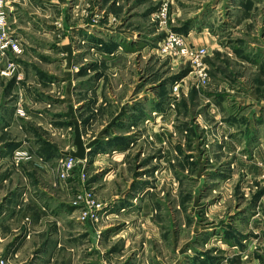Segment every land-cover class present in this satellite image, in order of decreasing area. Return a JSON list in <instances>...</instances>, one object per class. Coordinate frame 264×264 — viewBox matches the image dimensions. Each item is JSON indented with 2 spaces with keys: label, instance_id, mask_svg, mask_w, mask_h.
Listing matches in <instances>:
<instances>
[{
  "label": "rangeland",
  "instance_id": "obj_1",
  "mask_svg": "<svg viewBox=\"0 0 264 264\" xmlns=\"http://www.w3.org/2000/svg\"><path fill=\"white\" fill-rule=\"evenodd\" d=\"M44 250L264 264V0H0V264Z\"/></svg>",
  "mask_w": 264,
  "mask_h": 264
},
{
  "label": "built area",
  "instance_id": "obj_2",
  "mask_svg": "<svg viewBox=\"0 0 264 264\" xmlns=\"http://www.w3.org/2000/svg\"><path fill=\"white\" fill-rule=\"evenodd\" d=\"M168 47L169 48H176L180 50V53H178V56H181L187 60H189L190 64H192V67L194 70L197 71V75L199 76V82H201V84H207V80H208V76L205 72V67L203 64V60H202V54L199 51L193 52V51H189L187 49V47L183 44L182 42V38L179 36H174L172 35L169 39H168ZM62 166H63V170H64V175H63V179H67L66 177H68L74 168V163L75 161L70 159V160H63ZM87 218V214L83 216V220H85Z\"/></svg>",
  "mask_w": 264,
  "mask_h": 264
},
{
  "label": "crops",
  "instance_id": "obj_3",
  "mask_svg": "<svg viewBox=\"0 0 264 264\" xmlns=\"http://www.w3.org/2000/svg\"><path fill=\"white\" fill-rule=\"evenodd\" d=\"M210 16L209 15H206V23H205V26L203 27V24H201V26L203 27V28H206V29H203V32H205L204 30H206V32L205 33H203V35H202V40H207L210 44H213V43H215V42H217L216 41V39H218V36H211V34H210ZM204 35H206L207 37H205ZM204 99H206V98H204ZM139 107V106H138ZM137 107V108H138ZM139 112V108H138V111L136 112L137 114H139L138 113ZM130 116H135V114H132V115H130ZM134 119H137L138 121H140L139 119H138V116H136V117H134V118H132V119H130V121L129 120H125V127H126V129H128L129 127H131L132 126V122H133V120ZM142 123V122H141ZM140 123V124H141ZM150 126V125H149ZM112 137V136H111ZM110 139H108L107 140V146L109 147V148H112L110 151H112V152H118L119 154L118 155H114L115 157L116 156H119L120 158H118V160L119 159H124V158H126V157H128L129 155H128V153H129V149L127 150V151H124L123 149H121L122 151H124V152H122L121 150H114L113 149V146L114 145H116L115 143L113 144V143H111L110 141H109ZM112 140V139H111ZM98 145V140H96V141H94L93 143H92V145H90V147H93V154H92V158H96V157H98L97 159H101L100 157H99V155H98V153H101L102 151H98L97 152V149H98V147H96ZM102 147V146H101ZM103 150H105V148H103ZM120 152L122 153V155H120ZM119 200V199H118ZM120 205H121V207H125V205L123 204V203H120ZM138 207V206H137ZM63 218H64V222H65V220H66V216H64L63 215ZM76 234H78V238L79 237H81L80 235H82V234H79V233H81L80 231H78V230H75L74 231ZM87 235V234H86ZM77 237V236H76ZM85 237V236H84ZM93 237H95V238H97V235H95L94 236V234H93ZM31 238H28V240H30ZM95 242H96V240H95ZM224 245V244H223ZM61 248V246H60V243H59V245H58V249H60ZM41 255H39L38 257H39V262H42V263H44V264H46L45 262L48 260V251L46 252V250H44L43 252H41L40 253Z\"/></svg>",
  "mask_w": 264,
  "mask_h": 264
}]
</instances>
